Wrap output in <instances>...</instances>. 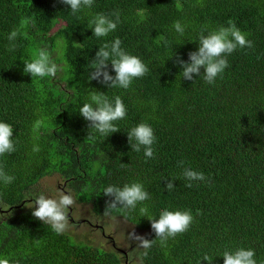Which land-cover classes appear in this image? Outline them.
<instances>
[{"label":"trees","instance_id":"obj_1","mask_svg":"<svg viewBox=\"0 0 264 264\" xmlns=\"http://www.w3.org/2000/svg\"><path fill=\"white\" fill-rule=\"evenodd\" d=\"M114 12L120 16L116 30L103 38L92 35L89 20ZM176 21L184 26L183 35L176 32ZM229 21L253 48L230 54L214 84L203 75H194V82L181 77L177 57L187 62L202 28L207 34ZM12 30L19 35L9 51ZM117 37L150 69L128 89L87 79L99 46ZM42 47L61 68L55 78L23 71ZM108 71L115 76L110 62ZM95 90L110 100L120 96L127 109L126 117L114 122L121 130L106 138L79 114ZM0 122L12 125L16 147L0 156V166L15 177L6 186L0 181V203L11 211L0 220V259L122 264L117 252L57 234L30 209L14 210L43 177L57 174L66 194L89 204L95 215L104 214L113 199L103 194L105 187L142 183L150 199L110 214L145 231L146 239L156 236L141 216L191 210L189 229L169 238L166 247L157 241L146 257L143 249L142 264H208L205 254L213 257L211 264H223V252L239 247L254 249L257 264H264V0H94L92 8L75 15L61 0H0ZM141 122L157 138L152 159L128 143L127 131ZM181 160L208 182L185 187ZM169 179H174L171 191L164 187Z\"/></svg>","mask_w":264,"mask_h":264},{"label":"clouds","instance_id":"obj_2","mask_svg":"<svg viewBox=\"0 0 264 264\" xmlns=\"http://www.w3.org/2000/svg\"><path fill=\"white\" fill-rule=\"evenodd\" d=\"M61 2L68 5L74 15L82 9H90L94 5V0H61ZM88 23L92 25V35L103 38L116 30L117 25L120 23V16L118 12H114L111 16L96 13ZM174 28L177 33L183 35L185 29L179 21L174 22ZM18 35L17 30H12L8 34L9 51L15 50L16 44L14 42L17 40ZM196 39L198 40V48L188 53L187 62L177 57L182 69L181 77L192 82L195 81L194 75L196 77L203 75L206 83L214 84L216 79L222 77L224 70L229 66L227 57L230 54L238 48H253V42L247 39L246 34L232 21H229L227 26H220L216 30L207 31V34H205V29L202 28ZM121 45L122 41L117 37L110 43L106 42L99 46L92 59V71L87 79L98 80L100 83L106 84L108 88L128 89L134 79L147 75L150 71L149 67L138 56L128 53ZM109 62L115 76L109 74ZM201 69H203V72H201ZM23 71L30 74L31 77L55 78L61 68L53 60L52 53L47 48L42 47L37 49L35 57L31 61L24 62ZM79 114L90 122L89 127L106 138L111 133L121 130L114 122L124 119L127 109L120 96H115L114 100H110L104 92L95 90L91 95V103H84L79 109ZM12 137V125L0 122V156L16 151ZM127 139L132 151L140 152L143 148L146 158L152 159L155 157L153 145L157 138L149 124L141 122L132 127L127 131ZM33 151L38 152L39 147L35 146ZM121 165L124 164L121 163ZM178 165L183 168L182 176L188 181L185 187L191 188L193 181L208 182L203 172L184 168L183 160L179 161ZM14 179V176L9 175L0 166V181L5 186L12 183ZM173 180H167L164 185L166 190L171 191L175 188ZM103 194L113 197L112 200L106 202L105 215L113 211L134 210L138 203L150 199V193L145 190L144 185L140 182L125 183L123 187L108 185L103 189ZM75 203L76 201L71 194L61 192L59 198L56 199L40 193L35 196L28 207L33 208V205H35L32 216L44 224H49L57 234H63L71 226L69 208ZM140 211L146 213L147 208L142 207ZM141 217L149 219L156 238L146 239L133 231L128 233V239L129 241H135L139 248L145 250L142 253L145 257L148 255L147 250L151 249L157 241H159L161 247H166L169 238H174L178 234L186 232L194 220L191 210L170 211L164 209L158 218ZM222 257L223 264H257L254 259L255 250L252 248L239 247L235 250H225ZM202 259L211 264L213 257L205 254ZM0 264H17V262L3 258L0 259Z\"/></svg>","mask_w":264,"mask_h":264},{"label":"rangeland","instance_id":"obj_3","mask_svg":"<svg viewBox=\"0 0 264 264\" xmlns=\"http://www.w3.org/2000/svg\"><path fill=\"white\" fill-rule=\"evenodd\" d=\"M61 192H68L63 180L57 174L45 176L38 182L37 187L33 188L32 194L28 195L14 210L33 211L35 205L33 208L28 206L36 195L43 193L47 197L58 199ZM7 208L5 204L0 203V220L11 212ZM69 217L71 226L65 233L71 235L74 240L85 241L93 246L117 252L122 264H142L140 252L143 249L139 248L135 241H129L128 233L134 231L145 237V231L139 230L121 216L95 215L89 204L80 202H76L69 208Z\"/></svg>","mask_w":264,"mask_h":264}]
</instances>
